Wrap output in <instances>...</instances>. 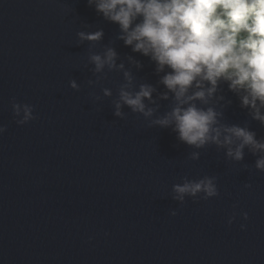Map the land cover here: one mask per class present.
Here are the masks:
<instances>
[{
  "label": "water",
  "instance_id": "obj_1",
  "mask_svg": "<svg viewBox=\"0 0 264 264\" xmlns=\"http://www.w3.org/2000/svg\"><path fill=\"white\" fill-rule=\"evenodd\" d=\"M120 36L89 0H0V264H264V151L235 160L155 123L177 104L168 69ZM108 48L116 67L95 71L90 57ZM145 84L152 114L121 101L116 115L121 89ZM195 103L264 142V122L227 83ZM24 105L33 118L21 124ZM205 177L217 195L176 198V184Z\"/></svg>",
  "mask_w": 264,
  "mask_h": 264
},
{
  "label": "clouds",
  "instance_id": "obj_2",
  "mask_svg": "<svg viewBox=\"0 0 264 264\" xmlns=\"http://www.w3.org/2000/svg\"><path fill=\"white\" fill-rule=\"evenodd\" d=\"M96 10L119 25L120 38L133 51L149 56L157 71L168 69L161 83L174 94L176 106L155 123L173 126L181 141L197 148L209 142L227 146V155L242 160L244 148L264 151V142L255 133L238 125H219L221 115L212 107H200L213 97L221 82L240 96L243 107L250 108L255 119L264 122V0H89ZM81 40H100L103 31L79 33ZM117 53L108 48L103 56L93 54L90 59L95 71L105 65L116 67ZM122 68L123 65H120ZM125 76L131 80L129 73ZM73 88L78 85L71 82ZM155 89L141 85L139 91L121 89L116 103V115H122L121 101L133 111L150 116L144 99H151ZM106 95H111L105 89ZM167 98V93L164 94ZM17 115L19 104L13 105ZM24 116L18 123L33 118L29 105L23 106ZM0 128V131H3ZM239 141L235 147L233 145ZM193 158L199 153H193ZM264 170V156L256 161ZM176 198L204 191L208 197L217 195L213 178L176 184ZM175 215V213H173ZM247 218V213L244 214ZM231 223V220L229 221ZM241 227H245L242 225Z\"/></svg>",
  "mask_w": 264,
  "mask_h": 264
}]
</instances>
